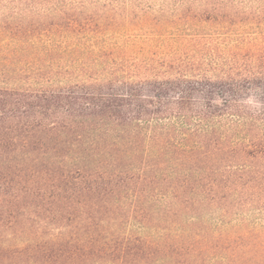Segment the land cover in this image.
Segmentation results:
<instances>
[{"label": "trees", "instance_id": "obj_1", "mask_svg": "<svg viewBox=\"0 0 264 264\" xmlns=\"http://www.w3.org/2000/svg\"><path fill=\"white\" fill-rule=\"evenodd\" d=\"M158 1L0 0V264H264V0Z\"/></svg>", "mask_w": 264, "mask_h": 264}, {"label": "rangeland", "instance_id": "obj_2", "mask_svg": "<svg viewBox=\"0 0 264 264\" xmlns=\"http://www.w3.org/2000/svg\"><path fill=\"white\" fill-rule=\"evenodd\" d=\"M158 1V0H157ZM161 1L155 2V6L157 3ZM132 20H135V16L131 17ZM121 24H124L123 19L120 20ZM148 24V25H147ZM155 22L149 19L144 24H139L137 26L126 25L125 27L118 26L117 32L112 29H107L106 36L104 38H100V42L106 41L107 44L111 45V43H117L122 45H128L130 48V54L132 56L143 58L147 53L151 56H155V58H171L172 56H168L170 52H174L176 48H184L186 43L182 40L178 39V31L169 30L162 34L161 36L153 34L150 25H154ZM201 33L198 35H204L206 38H202L200 40V44L205 47L206 54H198L195 49L192 47L187 52L191 55V58L199 59V60H211L213 58H220V54L216 56H211L212 53L209 52V44L217 46V48L225 50L229 49L237 44V40H241V42L246 43L247 41L258 40L259 43H264V26L260 29L256 27H246L242 34L232 32L231 34H220L215 27L211 26L209 23H202ZM121 32L120 34H117ZM193 32V31H191ZM195 44V43H194ZM228 52L224 51L222 56H226ZM214 54V53H213ZM180 58L182 54H176Z\"/></svg>", "mask_w": 264, "mask_h": 264}]
</instances>
